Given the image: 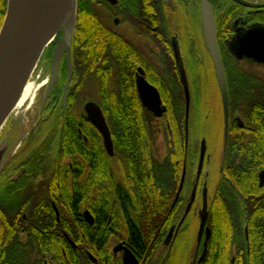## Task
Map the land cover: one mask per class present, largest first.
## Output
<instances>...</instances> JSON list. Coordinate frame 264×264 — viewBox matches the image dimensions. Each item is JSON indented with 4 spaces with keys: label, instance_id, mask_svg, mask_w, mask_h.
I'll return each mask as SVG.
<instances>
[{
    "label": "flooded vegetation",
    "instance_id": "af4514ba",
    "mask_svg": "<svg viewBox=\"0 0 264 264\" xmlns=\"http://www.w3.org/2000/svg\"><path fill=\"white\" fill-rule=\"evenodd\" d=\"M203 1L135 0L131 12L124 0L90 3V8L97 12L99 24L96 27L99 33L93 35L90 48L102 47L107 52L104 63L109 66L113 58L110 53L112 43L120 46L119 70L129 72V81L142 106L137 89L139 78L143 77L158 91L164 107L162 115L156 116L143 106L148 116L152 156L161 159L166 155L157 144L162 143L164 148L161 149H165L167 143H173L171 121L176 113L171 106L176 103L183 106L182 161L176 160L175 176L169 158L164 164V173H160L163 174L160 181L167 202L161 221L157 224L155 218V163L146 161L141 167L136 151L133 163L124 161V149L114 144L110 122L102 112L112 141V154H109L103 136L84 111L86 102L93 101L99 107L104 102L98 90L88 93L80 113L64 118L47 113L51 95L60 84L65 87L67 81V76L64 81L62 79L64 54L57 80L44 101L43 96L41 113L34 127L14 146L15 134L6 138L7 151L0 167V245L16 246L20 253L4 262L0 258V264H59L54 255L44 257L39 253L43 248V237L51 235L61 237L63 243L72 248L70 264L75 261L76 264H156L173 249L188 252L189 248L192 255L189 259L183 257L182 264H197L205 259L209 242L222 251L213 260L225 261L223 255L227 250L230 251V263L234 264L241 253L231 250H248L247 211H211V207L219 202L223 205L227 200L222 188L228 190V197L241 206L264 195V165L258 167L256 179L249 186V190H257L258 195L257 192L244 194L240 191L226 175L222 163L230 138L237 151L264 152V143L260 147H243L248 136L256 132L248 121L252 111L250 105L254 102L250 96L264 90V64L253 57L243 55L238 58L229 50L235 36L255 27H264V0H243L250 5L237 0H206L213 13L224 68L228 92L227 122L219 83L203 35ZM70 56L72 69L73 40ZM181 69L187 80L188 109ZM230 74L236 75L233 81L228 80ZM193 75L195 81H192ZM202 77L206 80L202 81ZM242 77L249 81L239 80ZM46 88L47 85L44 94ZM68 126L73 134L68 135V152H65L60 150V143L66 139L63 132ZM162 131L166 134L164 139ZM158 135H162L159 136L162 142L156 141ZM202 148L204 155L200 169ZM140 175L144 177L140 178ZM60 183L69 186V208L58 192ZM141 191L145 192L147 201H141ZM79 197L83 202H79ZM204 212L206 221L200 232ZM141 233L151 235L143 242L140 241ZM155 234H163V237L158 252L149 262L147 257H142L141 251L152 247ZM56 245L51 242L48 247L56 249ZM204 247L206 252L202 256Z\"/></svg>",
    "mask_w": 264,
    "mask_h": 264
},
{
    "label": "trees",
    "instance_id": "16d2710c",
    "mask_svg": "<svg viewBox=\"0 0 264 264\" xmlns=\"http://www.w3.org/2000/svg\"><path fill=\"white\" fill-rule=\"evenodd\" d=\"M94 0H77V13H76V27L73 32V66H72V77L66 89L65 106H59V94H61L60 87L54 94L51 95L50 105L47 106V113L53 115L66 117V115H73L81 112V107L83 102L88 99V94L86 89L87 84L90 80L96 86L99 91V95L104 98V102L100 104L103 114L108 118L110 122V130L116 147H121L124 154V161H128L129 164L135 161L134 151L138 152L139 162H141V167L144 162H154L156 168L155 175V190H154V202H155V218L157 224L164 217L166 209V198L164 197L163 183L160 178L163 177L164 164L167 159H170L171 167L173 170V176L178 169L176 165V160L182 161V152L184 150V139L181 130V125L183 124V106L178 103L171 106L173 111L176 113V117L171 121V129L173 131L172 142L167 143L164 153V157L159 159L156 155L152 156V140L149 137L148 132V116L147 112L141 105L136 90L131 85L132 82L129 81V72L125 70L120 71L119 67V53L121 50L120 46L113 42L111 46V59L110 65H106L105 62V50L102 47L90 48V44L93 40V35L98 34L97 22L98 15L97 12L90 8V3ZM126 7L129 8L131 12L135 0H124ZM7 6V0H0V27L5 16ZM54 45L51 43L49 46ZM119 47V48H118ZM49 48V47H48ZM47 48V49H48ZM90 49H94L90 51ZM98 53V54H97ZM109 54V53H108ZM99 57V58H98ZM98 58V60H96ZM118 61V62H117ZM227 66V65H226ZM107 67V68H106ZM66 66L64 68V72ZM64 73V80L66 79V74ZM228 80H232L236 75L230 74ZM243 76V75H241ZM231 78V79H230ZM241 81H249L245 77L240 78ZM233 81V80H232ZM123 82V84H122ZM126 83V84H124ZM263 92V93H262ZM247 96V95H246ZM250 98L254 99V102L250 105L252 111L249 114L248 121L256 128L254 134L248 136L246 146L250 147L262 146L264 143V90L257 91L252 94ZM58 104V106H57ZM66 139L63 143H60V150L66 151L68 148L67 138L68 135L73 134L70 127H66L63 132ZM163 139H164V131ZM63 135V134H62ZM151 136V135H150ZM166 137V136H165ZM245 145V144H243ZM236 144L233 143L232 139L228 140V144L223 154V166L224 171L228 177H230L237 185L240 191L244 194L249 192H257V190H249L250 183L256 179V171L258 167L264 165V152L258 150H236ZM169 162V163H170ZM144 166V165H143ZM159 168V169H158ZM160 171V172H159ZM164 173V172H163ZM144 176L140 175V178ZM143 184V181H140ZM162 183V184H161ZM67 183H60L58 192L63 195L61 200L64 204L71 206L70 190ZM221 192L227 196L225 203L221 205V202L215 207H211V211L216 210H246L247 211V221L249 227V248L238 249L231 252L241 253L240 256H236V261L234 264H264V195L260 198H252L249 202L246 201L245 205L242 207L241 203L239 205L235 204L232 199L228 196L230 193L228 190L222 188ZM82 195L83 192L79 191ZM145 192H140V199L147 201V196ZM80 198V197H79ZM99 200L97 199L96 202ZM79 202H83L80 198ZM83 204V203H82ZM237 205V206H236ZM245 207V208H244ZM143 232V231H142ZM151 234L141 233L140 241H144ZM156 241L153 243L152 247L143 249L141 251L143 258H148V261L158 252L160 240L163 234H155ZM51 242H56V249L49 248L48 245ZM147 244V242H146ZM72 248L67 244L63 243L61 237L56 236H44L43 237V248L40 252L44 257L55 256L58 259L59 264H70ZM218 247L214 243L209 242V246L205 255V259L201 263L197 264H231L229 258V252L225 251L223 257L226 256V260H213L217 257ZM20 250L16 246L8 247V245H0V258L3 260L8 257L19 256ZM222 256V255H221ZM183 251L180 249H173L165 256L163 260L157 262L156 264H182ZM212 258V259H211ZM76 264V261H75Z\"/></svg>",
    "mask_w": 264,
    "mask_h": 264
},
{
    "label": "water",
    "instance_id": "95a60500",
    "mask_svg": "<svg viewBox=\"0 0 264 264\" xmlns=\"http://www.w3.org/2000/svg\"><path fill=\"white\" fill-rule=\"evenodd\" d=\"M46 1L47 0H7L5 16L0 27V128L6 118L11 114V112H9L11 103L17 95L23 81L28 75L30 76L33 71L31 65L32 53L36 42V28L39 26V21L43 12L42 9L44 8ZM237 1L245 5H250L243 0ZM76 4L77 0H59L61 17L64 22L60 25L56 36L45 46L46 48L51 43L55 44L51 60L52 69L50 81L47 85L43 101L47 98L53 84L57 80L60 61L64 54L66 56L67 81L64 87L63 98L66 97L65 93L72 72L70 54L72 35L76 24ZM201 14L205 45L214 66L216 79L219 83L225 121L227 122L228 92L224 68L217 43L213 13L206 0L203 1ZM61 30V39L55 41ZM229 50L233 51L238 58L243 57V55L253 57L255 60L264 64V27H255L243 34L235 36L232 44H229ZM176 51L177 50L175 49V53ZM176 58L179 60L177 53ZM180 73L187 102L186 109H188L189 97L187 80L182 69L180 70ZM137 89L143 106L153 112L156 116H161L164 112V107L161 105L158 91L143 77L138 79ZM84 111L93 125L103 136L107 152L112 154L110 132L100 107L95 102L89 101L84 104ZM6 137L7 136L4 135L0 141V167L3 163L8 146L6 143ZM203 155L204 150L202 148L199 160L200 169L202 167ZM262 178L263 177L260 175L261 181ZM205 221L206 212L201 216L200 232H202L205 226ZM208 234V230H206V238ZM205 252L206 248L204 247L202 256Z\"/></svg>",
    "mask_w": 264,
    "mask_h": 264
},
{
    "label": "rangeland",
    "instance_id": "374dc122",
    "mask_svg": "<svg viewBox=\"0 0 264 264\" xmlns=\"http://www.w3.org/2000/svg\"><path fill=\"white\" fill-rule=\"evenodd\" d=\"M61 37H62V30L59 32L55 41H59L61 39ZM54 46H55V44L52 46H49L48 49L47 48L45 49L44 53L42 54V56L40 57L37 65H36V67L33 69L32 73L29 76V81L35 82V84L39 86L35 92V95L33 97L31 104L28 107H22L18 111V114H16L17 111L11 112V114L6 118L5 122L3 123L2 127L0 128V141L4 135L8 136L11 133L15 134V136H14L15 140L13 142V146H14V144L16 145V142L19 141L18 139H20L23 136H26L28 134L29 130L32 127H34V123H36V119H38V117L41 113V103H42L41 101H42L43 96H44V89L50 81L51 69H52L51 60H52V53H53ZM64 62L65 63H64L63 68H65V66H66V59L65 58H64ZM65 72H66V70H65ZM65 72L63 71V73H62V79L64 78ZM192 77H193L192 81H195V75H193ZM201 80L204 81L206 79H205V77H202ZM63 81H64V79H63ZM89 82H91V84L89 85V83H88L86 86V89H85L87 91V94L90 92L93 93V91L97 90L95 84H93V82L91 80ZM61 86H62V84H60V86H59L60 90H61V94H59L58 103H59L60 107H62V106L64 107L65 106V98H63L64 87L63 86L61 87ZM57 106H58V104H57ZM13 113L16 115H14ZM159 136H162V135H158V138L156 139V141L162 142L163 139ZM157 146H159V149L162 152H164V149H161V147L164 148L162 143L157 144ZM192 252L193 251L191 248H189L188 252L183 251V257L189 259V257L192 255Z\"/></svg>",
    "mask_w": 264,
    "mask_h": 264
},
{
    "label": "bare ground",
    "instance_id": "6f19581e",
    "mask_svg": "<svg viewBox=\"0 0 264 264\" xmlns=\"http://www.w3.org/2000/svg\"><path fill=\"white\" fill-rule=\"evenodd\" d=\"M42 10L39 26L36 28V42L32 53V69L35 68L36 63L39 61L45 46L56 36L60 25L64 22L61 17L59 0H47ZM38 87L35 82L29 81L28 75L11 103L9 112L17 111L18 113L22 107H28Z\"/></svg>",
    "mask_w": 264,
    "mask_h": 264
}]
</instances>
